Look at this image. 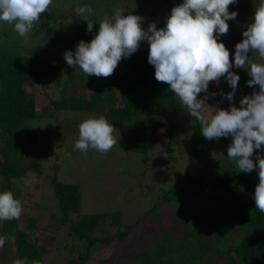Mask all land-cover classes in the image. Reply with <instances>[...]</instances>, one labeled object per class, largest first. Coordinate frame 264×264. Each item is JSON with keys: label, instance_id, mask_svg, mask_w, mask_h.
<instances>
[{"label": "trees", "instance_id": "1", "mask_svg": "<svg viewBox=\"0 0 264 264\" xmlns=\"http://www.w3.org/2000/svg\"><path fill=\"white\" fill-rule=\"evenodd\" d=\"M114 12L109 11L106 15L111 18ZM56 13H48L46 20L64 21L60 23V31L55 28L50 37H56L59 44L75 47L81 40L89 42L106 16L93 24L92 32H87V22L77 16L75 10L66 11L59 17ZM42 23L32 32L44 33L48 22ZM160 26L162 28L163 24ZM142 27L145 28L144 23ZM147 57L148 44L142 41L138 51L122 59L114 74L104 78V83L101 77L86 76L82 71L77 74L82 75L81 79L71 80L73 75H67L63 66L52 60L11 50L0 52V193H15L14 180L31 173L34 177L41 174L40 162L32 147L35 132L30 122L42 117L45 108L51 109L47 114L49 117H54L57 111L69 110L100 114L120 129L128 151L158 159L172 158L171 146L176 142L174 130L179 113L186 110L167 84L156 81L154 67ZM220 91L209 85V93L217 95L214 98L209 95L206 102L214 103L220 98ZM45 95L49 96L48 102H43ZM194 125L189 158L198 166L199 172H188L181 183L160 188L161 193L147 212H153L163 204L171 209L165 215L163 211L156 214L157 218L160 216L159 220L152 216L148 219L153 226L140 229L141 234L135 235L133 248L125 240H129L137 223L122 224L117 211L73 219L74 214L77 216L80 212V187L53 177L51 184L60 214L57 224L64 228L66 225L71 236L84 243L79 261H90L94 248L114 245L135 253L136 258L131 264H150L151 260H155V264H264V213L255 208L253 198L259 182L257 172H239L237 163L227 157L231 137L223 138L216 151L217 140L205 139L199 123ZM162 134L166 135V140ZM257 155L264 157V150L254 152V163ZM212 183L224 194L218 190L207 193ZM222 215L229 220L226 225L222 218L220 220ZM107 217H110L108 225L113 230L92 236L96 228L101 229ZM22 218L29 228H36L38 218ZM16 225V220H8L4 225L13 235L15 259L40 264L41 245L38 246L31 235L39 229L30 233ZM122 257L124 261L129 258L127 253ZM146 257L149 261H145ZM72 262L75 261L67 264ZM101 263L114 262L107 257Z\"/></svg>", "mask_w": 264, "mask_h": 264}, {"label": "rangeland", "instance_id": "2", "mask_svg": "<svg viewBox=\"0 0 264 264\" xmlns=\"http://www.w3.org/2000/svg\"><path fill=\"white\" fill-rule=\"evenodd\" d=\"M182 2L183 0H53L48 12L44 13L33 27L36 29L40 25L39 23L43 24L42 22L46 23L47 21L48 26L44 29V33L31 31L27 38L20 37L14 31L12 24L0 22V52L11 50L24 55L36 56L39 59L58 62L67 71V75H73L71 80L76 81L81 79L82 75L77 74H80L82 70L78 66L69 67L64 59V52L66 50L75 52L76 47L59 44L56 37H50L55 28L60 31L62 26L60 23H63L64 20L57 19L55 21L51 18L46 20L48 13L55 11L59 17L66 11L90 6L93 12L85 15L89 21L96 24L109 11L119 8L123 9L125 15L136 13L142 17L146 30L151 22H155L157 28H161L160 23L164 27L166 17L170 15L171 9ZM261 2L264 0H237L236 4L229 6V11H236L238 15L234 20L227 21L229 31L226 35L218 37V40L224 43L229 50L230 59L234 56L235 45L243 39L242 33L252 22L253 13ZM249 55L253 62H264L259 60L258 54L249 53ZM231 70L240 77L232 101V104L239 107L241 97L258 91L259 87L246 86V82L250 79L247 69L233 67ZM101 78V82L105 83L104 78ZM209 85H213L215 90L221 91L220 98L214 103H207L218 104L220 108L228 109L229 101L223 99L221 93H227L231 91V88L224 78H221L218 85L214 82ZM48 99L49 96L45 95L43 102H48ZM185 110L179 113L180 118L174 130L176 142L171 146L173 157L164 156L158 159L149 154L146 156L125 149L119 133L120 129L114 125L117 130L114 135L117 136L118 142L110 151L103 154L91 149L80 151L75 148V142L79 138L78 125L88 118H99L101 115L69 110L57 111L54 117H49L47 114L51 112V109H42L43 116L30 122L35 132L32 147L38 162H40L41 174L39 177H34L31 173V175L14 180L17 191L13 193L14 197L21 201L23 207V213L20 219L16 220V226L27 229L26 231L30 233L36 228L39 229L31 235L33 241L38 246L41 245L40 264H67L72 260L75 261L72 264H102L101 262L107 257H110L113 264H131L135 260L136 256L133 251L125 252L122 246L120 248L111 245L92 249L90 261L87 263L79 261V257L84 251V243L71 236L69 230H66V225L64 228L57 224L60 214L51 181L55 177L60 182L79 185L81 207L79 214L77 216L74 214L73 219L86 214L117 211L122 224L137 223L134 226V231L130 233L129 240H125V243L133 248L135 235L141 234V228H146L153 223L148 219L151 216L157 218L156 214L160 215V211H163L165 215L171 209V206L163 204V207L159 206L153 212H147L161 193L160 188L168 187L176 182L181 183L188 172H199L198 166L193 164L189 158L191 128L198 121L187 114L186 108ZM162 136L165 137V140L167 139L165 134ZM222 143L223 138L216 141V151ZM211 165L213 166V164ZM56 166H58L57 169ZM197 172L196 174H198ZM36 185L38 186L36 187ZM214 190L224 194L221 188L216 189V185L213 183L206 191L209 193ZM22 217L38 218L35 222L36 228H29ZM219 217L225 222L223 225L229 222L223 215ZM109 218H106L101 229H95L92 236L113 230L108 225ZM159 218L160 216L157 219L159 220ZM7 222L8 220H0V236L6 240L4 247L0 248V264H14L17 261L13 252L15 249L14 241H12L13 235H10L4 226ZM125 253L129 258L127 257L128 260L124 261L122 255ZM145 261H149L147 257ZM174 261L177 260L174 259ZM150 264H155V260H151Z\"/></svg>", "mask_w": 264, "mask_h": 264}, {"label": "clouds", "instance_id": "3", "mask_svg": "<svg viewBox=\"0 0 264 264\" xmlns=\"http://www.w3.org/2000/svg\"><path fill=\"white\" fill-rule=\"evenodd\" d=\"M52 3L53 0H0V22L12 24L20 37L27 38ZM236 3L237 0H183L171 9L163 28L151 22L146 30L142 17L125 15L118 8L111 18L106 15L100 21L89 42L81 40L75 52L66 50L64 59L69 67L78 66L86 76L108 78L122 59L136 53L141 42L146 41L147 61L154 67L156 81L169 86L187 114L198 121L202 136L208 140L231 137L227 157L237 163L239 172H257L259 182L253 198L255 208L264 213V157L257 155L255 163L252 159L256 150H264V62H253L249 55L258 54L264 61V2L255 9L230 59L229 50L218 37L228 33L227 21L237 17L236 11H229V6ZM75 12L87 22L86 31L92 32L93 22L85 14H91L93 9L82 6ZM233 67L248 70L246 86L259 87L242 96L239 107L232 104L240 80L231 70ZM221 78L231 88L221 93L229 101L228 109L206 102L209 95H217L209 93V84L218 85ZM116 132L103 116L88 118L78 125L75 148L106 153L117 145ZM22 213V203L11 191L0 193V220H19ZM5 242L0 236V248Z\"/></svg>", "mask_w": 264, "mask_h": 264}]
</instances>
